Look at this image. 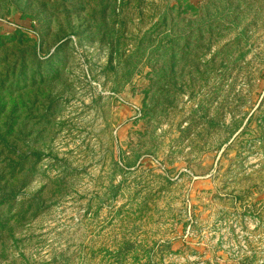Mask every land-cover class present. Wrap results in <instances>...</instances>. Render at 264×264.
<instances>
[{"label": "rangeland", "instance_id": "1", "mask_svg": "<svg viewBox=\"0 0 264 264\" xmlns=\"http://www.w3.org/2000/svg\"><path fill=\"white\" fill-rule=\"evenodd\" d=\"M0 197V264H264V0H0Z\"/></svg>", "mask_w": 264, "mask_h": 264}, {"label": "trees", "instance_id": "2", "mask_svg": "<svg viewBox=\"0 0 264 264\" xmlns=\"http://www.w3.org/2000/svg\"><path fill=\"white\" fill-rule=\"evenodd\" d=\"M13 193L8 194L7 196H11ZM5 197H0V202L4 199Z\"/></svg>", "mask_w": 264, "mask_h": 264}]
</instances>
